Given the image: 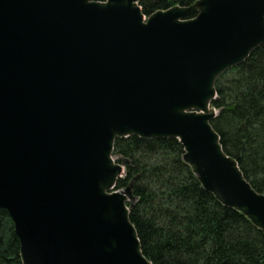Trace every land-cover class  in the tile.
Listing matches in <instances>:
<instances>
[{
  "label": "water",
  "instance_id": "1",
  "mask_svg": "<svg viewBox=\"0 0 264 264\" xmlns=\"http://www.w3.org/2000/svg\"><path fill=\"white\" fill-rule=\"evenodd\" d=\"M264 44V0H0V208L22 264H154L117 138L174 137L205 189L264 230V193L212 120L216 81Z\"/></svg>",
  "mask_w": 264,
  "mask_h": 264
},
{
  "label": "trees",
  "instance_id": "2",
  "mask_svg": "<svg viewBox=\"0 0 264 264\" xmlns=\"http://www.w3.org/2000/svg\"><path fill=\"white\" fill-rule=\"evenodd\" d=\"M102 1V0H101ZM197 0H140L145 15ZM212 120L224 151L264 193V44L216 81ZM114 156L126 160L115 189L133 182L130 218L144 255L154 264H264V230L204 188L174 137L117 138ZM0 264H22L12 218L0 208Z\"/></svg>",
  "mask_w": 264,
  "mask_h": 264
},
{
  "label": "rangeland",
  "instance_id": "3",
  "mask_svg": "<svg viewBox=\"0 0 264 264\" xmlns=\"http://www.w3.org/2000/svg\"><path fill=\"white\" fill-rule=\"evenodd\" d=\"M115 158H117V157H115ZM125 175V174H124Z\"/></svg>",
  "mask_w": 264,
  "mask_h": 264
}]
</instances>
